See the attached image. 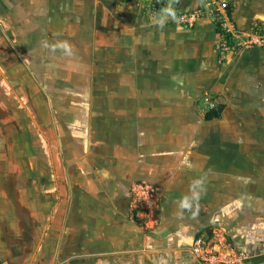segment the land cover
Masks as SVG:
<instances>
[{
    "label": "crops",
    "instance_id": "crops-1",
    "mask_svg": "<svg viewBox=\"0 0 264 264\" xmlns=\"http://www.w3.org/2000/svg\"><path fill=\"white\" fill-rule=\"evenodd\" d=\"M156 1L183 11L199 4L0 0L3 27L34 75L15 80L32 83L25 95L47 149L0 187V207L13 218L6 223L18 224L10 211L31 203L30 186L42 199L60 190L47 172L54 161L69 164L75 198L52 208L29 264H202L191 242L217 230L249 251L243 264H264V48L217 61L220 34L210 16L185 27L164 12L161 26L142 7ZM227 1L237 29L264 27V0ZM63 42L71 56L54 47ZM205 90L225 105L220 119L199 110ZM19 179L29 186L16 201L10 186ZM137 181L158 193L153 230L129 214ZM25 215L27 226L38 220Z\"/></svg>",
    "mask_w": 264,
    "mask_h": 264
},
{
    "label": "rangeland",
    "instance_id": "rangeland-1",
    "mask_svg": "<svg viewBox=\"0 0 264 264\" xmlns=\"http://www.w3.org/2000/svg\"><path fill=\"white\" fill-rule=\"evenodd\" d=\"M145 3L146 4H143L144 6L149 4L148 2ZM158 15H160L158 17H164L165 19L166 14H164V11L159 12ZM205 16L210 15L207 14ZM210 17L216 22L215 18L212 16ZM170 19L178 23L173 17ZM2 22L3 18L1 17L0 181H2L3 184L0 183V187L8 183L7 180L9 179V176H11V172L15 173L16 171L17 175H19L22 173L23 169H26V163L29 165H35L34 159L30 157L36 154L38 156L41 155V150L47 152L46 146L42 144V137L39 134V132H41V128L37 127L39 124L35 116V108L30 104L29 98L25 95V93H27L26 88L32 89L30 88L32 83H28V86L24 83V87H22V83H19V81L15 80L21 74H25L27 72L24 76L27 77V81L30 82L32 81L31 78H33L34 75L29 73V71H26L24 66H22L20 57L21 55L15 49V46L12 42L14 35L13 33L11 34L9 30L4 29ZM178 25L182 26L179 23ZM217 51V61H222L224 53L235 52L233 50L223 51L221 48H218ZM236 52H239V50ZM205 98H207V100ZM196 102L197 104L200 103L198 106L199 110L204 113L206 109L210 108L209 103H220L221 99H215L209 91L205 90L197 98ZM37 130L40 131L38 132ZM41 145L43 146V149L40 150ZM51 149L54 154L57 152L54 146H51ZM23 156L26 158V160L23 159ZM68 167L69 164H65L64 162L60 164V162L54 161L52 167L50 166V168L48 164V176L52 174L57 176L56 181L60 190H54L51 196H46V199H42L37 198V194H35L37 193L36 189L30 186L28 192L25 193V198L30 199L31 203H27L28 201H25L23 206H20L21 202H18L19 205L16 204V207H19V210H15L13 208L11 211L9 210L10 213L15 214L16 217L19 218L18 224H13V226L10 225V223H6V220H8L11 215L6 213V205L3 202V195L0 189V203H4L5 205L4 208L0 207V264H29L30 260L32 259L31 257L33 252L37 249V241L46 223V220L52 215V208L59 202H61V205L58 204V206L64 208V205L66 204V207H68L69 204L74 201L75 198L73 197L72 193L73 188L70 187L72 184L70 176L67 173ZM6 168H8L10 173H6ZM26 186L29 185L22 183L20 179L16 183L11 184L10 187L12 190L15 189L14 193L16 201H18L19 195L21 196L23 194L22 191L26 189ZM130 195L131 200L133 201V205L131 206L129 212L130 217L134 221H138V225L141 227L143 226V228H146L147 230L155 229L158 225L157 214L159 211L157 190L153 188V186H151L147 181L144 183L142 181H137L135 182L134 188L131 189ZM12 199L13 198L11 197V200ZM34 202L37 203L38 206H35ZM195 205L198 206L197 203H195ZM198 209L201 210V208ZM26 213H29L30 216L36 217L38 220H29L28 222L32 225L27 226ZM39 214H43V219L42 217L40 218ZM61 218L63 219L60 228L63 229L66 227L65 225L67 223V212H63ZM8 233L10 236L6 237ZM220 233L229 239L227 234L221 230H217V232H214L213 234L216 236ZM229 240L233 242L231 239ZM233 243L235 244V242ZM57 260L58 259L55 258L52 261V264H59Z\"/></svg>",
    "mask_w": 264,
    "mask_h": 264
},
{
    "label": "built area",
    "instance_id": "built-area-1",
    "mask_svg": "<svg viewBox=\"0 0 264 264\" xmlns=\"http://www.w3.org/2000/svg\"><path fill=\"white\" fill-rule=\"evenodd\" d=\"M227 5V0H202V3L197 7L183 11L178 10L171 3L156 1L142 7H148L152 16L165 9H171L175 13L174 19L185 27L193 26L196 20L202 16L207 14L212 16L219 23V30L222 34H227V37L220 34L219 48L223 51L233 50L236 52L245 48H264V27L253 23L244 30L237 29L230 21L226 10ZM205 99L207 100V98ZM214 105L209 103L210 108ZM190 251L202 264H243L250 255L249 251L237 247L222 233L215 236L213 232L207 235H196L191 242Z\"/></svg>",
    "mask_w": 264,
    "mask_h": 264
},
{
    "label": "trees",
    "instance_id": "trees-1",
    "mask_svg": "<svg viewBox=\"0 0 264 264\" xmlns=\"http://www.w3.org/2000/svg\"><path fill=\"white\" fill-rule=\"evenodd\" d=\"M198 3L201 4L202 0H198ZM231 7H232V5L230 3H228L227 8H226L228 15L230 14ZM215 26H216L217 32L219 34H222V32L219 30V23L217 21L215 22ZM222 36L227 37V34L223 33ZM226 40H227V38H226ZM224 107H225V105L223 103H216L213 107L208 108L204 111V113H203L204 119L207 121L214 120V119H220L221 115H222V111L224 110ZM8 220L12 221L13 218L9 217ZM136 223L138 224V221Z\"/></svg>",
    "mask_w": 264,
    "mask_h": 264
},
{
    "label": "clouds",
    "instance_id": "clouds-1",
    "mask_svg": "<svg viewBox=\"0 0 264 264\" xmlns=\"http://www.w3.org/2000/svg\"><path fill=\"white\" fill-rule=\"evenodd\" d=\"M164 11L166 14L173 16V18L175 17V13L171 9H165ZM154 22L159 23L162 26L164 24V19L161 18L158 21H154ZM54 47H58V48L62 49L64 55H67V56L72 55V51H71V48H70V45L68 44V42H63V43L57 44ZM197 183H199V181H197Z\"/></svg>",
    "mask_w": 264,
    "mask_h": 264
}]
</instances>
